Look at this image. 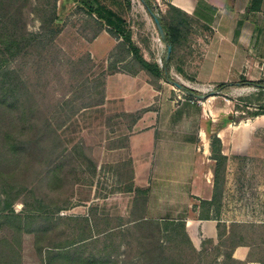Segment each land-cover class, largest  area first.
Masks as SVG:
<instances>
[{
  "label": "rangeland",
  "instance_id": "obj_1",
  "mask_svg": "<svg viewBox=\"0 0 264 264\" xmlns=\"http://www.w3.org/2000/svg\"><path fill=\"white\" fill-rule=\"evenodd\" d=\"M100 1L126 21L125 27L139 55L163 66L168 41L161 38L145 1ZM148 1L158 17L161 15L171 22L175 12L168 4ZM6 13L13 21L8 22V26L0 21V44L5 30L13 31L19 43L12 49L13 54H4L5 50L0 49V70L12 73L11 78L23 95L22 105L32 108L31 118L40 131L27 130L28 137L22 136L26 144L32 142L27 153L15 158L0 154L3 165L0 196L3 198L5 186V190L11 191L12 208L16 213L46 214L54 220L65 218L57 226L62 231L51 232L54 246L61 245L63 249L81 246L77 254L82 260L97 256L107 264H137L141 254L139 241L134 237L150 232L130 225V221L137 218V213H128L134 198L137 200L133 196L143 198L145 193L129 194L125 188L131 174L124 165L129 161L115 162L118 158L111 152L126 143L138 113H127L118 100L106 99V81L110 75L144 72L154 87L173 88V93L180 94L179 101L192 100L189 102L198 106L194 111L197 118L203 116L209 122L213 117L217 120L213 125L208 124L205 136L211 145L212 130L222 125L223 112H229L225 118L234 114L236 120L244 121L248 128H251L250 119L256 117L253 119L256 133L247 132L246 136L254 135L258 139L248 136L247 140L259 146L264 143V128H261L264 126V90L246 84L243 77L229 80L240 83L221 91L218 88L224 81L220 78L198 77L210 33L212 35V30L210 32L201 22L188 21L189 31L180 39L170 66L171 80H167L142 69L130 48L123 45V38L101 26L95 15L88 14L82 0H0V15ZM54 14L56 18L51 22ZM93 43L98 47L94 56L90 51ZM174 82L194 90L195 96L188 98L187 91ZM256 113L260 114L254 116ZM23 164L27 166L25 170L20 168ZM231 167L235 168L233 181L239 186L230 192L232 202L237 201L231 207L227 203V208L233 218L239 209L250 218L234 228L237 231L234 239L226 238L213 251L204 253L200 257L201 264H237L219 254L232 249L241 236L252 246L253 257L264 259V224L261 223L264 221V186H255L264 184V160L242 156L232 161ZM10 169H14V173L17 169L13 180L6 178L5 172ZM226 170L223 182L227 181ZM6 180L15 183L13 188L3 184ZM5 225H1L0 237L5 231L9 232V225ZM33 228L31 225L28 229ZM159 238L169 253L177 254L188 247L184 238L167 240L163 235ZM22 249L23 264H43L32 233H24ZM192 263L196 264L197 260Z\"/></svg>",
  "mask_w": 264,
  "mask_h": 264
},
{
  "label": "crops",
  "instance_id": "obj_2",
  "mask_svg": "<svg viewBox=\"0 0 264 264\" xmlns=\"http://www.w3.org/2000/svg\"><path fill=\"white\" fill-rule=\"evenodd\" d=\"M156 1L178 7L212 30L198 77H218L224 82L243 77L252 81L264 79V0L257 12L248 9L251 0ZM90 51L93 56L98 51L95 43ZM146 77L144 72L119 73L108 76L106 81V99L118 100L127 113H138L126 143L111 150L113 157L118 158L115 162L129 161L124 164L131 174L125 188L129 194L146 190L143 198L133 196L137 200L134 198L128 213H137L133 221H184L194 246L211 252L231 235L233 224L248 222L249 216L240 209L236 217H231L229 207L237 200L232 202L230 192L239 186L233 181L235 168L231 162L242 156L264 160V143L254 145L248 136L258 138L246 136L247 132L256 133V117L250 119V127H254L250 130L244 121L225 122L229 112H223L222 125L212 130L221 139L222 153L228 162L227 181L217 183L223 189L216 197V160L205 136L208 124L217 120L197 118L194 111L198 106L190 100L179 101L180 94L173 93V88L154 87ZM233 259L261 264L259 258L252 257L248 243L234 247Z\"/></svg>",
  "mask_w": 264,
  "mask_h": 264
},
{
  "label": "trees",
  "instance_id": "obj_3",
  "mask_svg": "<svg viewBox=\"0 0 264 264\" xmlns=\"http://www.w3.org/2000/svg\"><path fill=\"white\" fill-rule=\"evenodd\" d=\"M144 1L147 8L152 9L151 3L148 0ZM82 2L84 3L88 14L95 15L97 22L101 26H106L111 32L120 35L123 38V45L130 48V51L133 52L142 69L148 70L158 79L163 77L167 80H171L169 71L170 66L174 61L177 46L180 42V39L184 37V35H186L189 31L187 30V27L189 26L188 21L191 19L197 20L196 18L192 17L178 7L168 4L169 8L175 12V16L170 23L167 22L161 15L159 19L165 31L164 40L166 42L168 41V44L172 45V54L168 62H165V58H163V66H160L158 63L148 62L139 55V49L133 43L131 33L125 27L126 21L121 15L104 5L100 0H82ZM262 3L263 0H251L248 9L254 12L260 11ZM55 18L56 15L54 14V17L51 18V22L54 21ZM0 21L1 23H4L6 26H8L10 24L8 22H12L13 18L8 13L4 15L1 14ZM197 21L200 22L199 20ZM3 30H5V28H3ZM5 31L6 32L1 33L3 38L0 44V49L2 51L3 49L5 50L4 54H13L12 49H16L19 42H17L16 35L13 31ZM16 52L17 50L14 51V53ZM178 70L181 71L179 66ZM11 74L12 73H5V71L0 70V154L3 156L5 155V157L15 158L27 153L28 150L32 148V142H30L31 145H29V143L26 144V140L22 137L26 136V131L30 130L33 132H38L40 130L33 122V117L31 118L32 108L30 106L24 107L22 105L23 95L19 94L18 84L11 78ZM242 81L246 84L256 86L261 91L264 90V79L252 81L244 78ZM238 83L240 82H223L219 85L218 90L223 91L231 85H236ZM184 90L188 91L191 89L184 88ZM192 91L194 92V90ZM187 96L191 99L195 95ZM28 114L30 117H28ZM257 114L260 113H256L254 116ZM225 122L238 121L236 120L234 114H229L227 118H225ZM20 123L26 124L21 126ZM211 149L213 157L217 163L215 168V194L216 197H219L223 188L222 186H217V183L223 179V174L227 166V157L222 153V142L216 134L212 137ZM20 168L25 170L27 166L26 164H23V166L21 165ZM2 169L3 165L0 164V174L3 173ZM17 169L15 173L14 169H10L8 172H5L7 175L6 178L13 180ZM2 178L4 177L2 176ZM3 184L7 187L12 186V188L15 185V183L10 181L8 183L7 180L6 182L3 181ZM8 184H10V186H8ZM10 192V190H5L4 186V191L2 193L3 198L0 196V229H2L1 225L6 226V223L9 225V232L5 231L4 236L0 237V264H23L22 243L24 233L27 232L33 234L34 246L38 251L39 257L43 264L108 263L97 256H93L91 259L82 260L77 254V252L81 250V246L65 249H63L61 245L54 246V242L53 244L51 242L53 238L51 236V232L55 231L56 233L58 231H62L61 229H58L57 226H60L65 218L59 217L57 220H54L52 217L46 214L35 215L31 213H16L12 208L13 200L10 197ZM138 192H143L146 194V190H138ZM31 225L35 227L33 230L28 229ZM130 225H136L139 226L141 230L150 231L148 234H143L142 237H134L139 241L141 254L140 261L137 264H194L192 263L194 260H197L196 264H201L200 257L204 253H207L205 247L199 251L194 246L186 232V224L184 221H159L142 218L140 220H131ZM239 225L240 224L237 223L232 225L231 235L228 237L229 239L235 238L234 236L237 234V231L234 228ZM160 235H163L167 240H179V238H184L187 241L188 247L187 249L181 250V252L177 254L169 253L166 246L158 241ZM238 243H245L243 236L238 239L232 249H230L228 252L220 253L219 255H223L224 259L227 261H232L237 264H244L233 259V249ZM58 247H60V249ZM259 259L260 263L264 264V259Z\"/></svg>",
  "mask_w": 264,
  "mask_h": 264
},
{
  "label": "water",
  "instance_id": "obj_4",
  "mask_svg": "<svg viewBox=\"0 0 264 264\" xmlns=\"http://www.w3.org/2000/svg\"><path fill=\"white\" fill-rule=\"evenodd\" d=\"M148 10H149L150 14L152 15V17L154 19V22H155V24H156V26L158 28V31H159V34H160L161 38L164 39L165 38V31H164L163 25H162L158 15L155 14L152 11V9L148 8ZM171 54H172V45L168 44L167 45V53H166V56H165V62H168L170 60ZM174 83L180 89L186 88L183 84H180L178 82H174ZM187 93H188V95H195L192 90H188Z\"/></svg>",
  "mask_w": 264,
  "mask_h": 264
},
{
  "label": "built area",
  "instance_id": "obj_5",
  "mask_svg": "<svg viewBox=\"0 0 264 264\" xmlns=\"http://www.w3.org/2000/svg\"><path fill=\"white\" fill-rule=\"evenodd\" d=\"M190 101H192V100H190ZM193 102V101H192Z\"/></svg>",
  "mask_w": 264,
  "mask_h": 264
}]
</instances>
